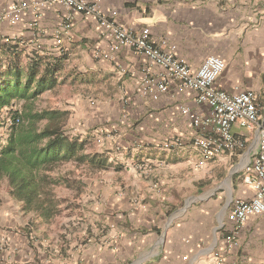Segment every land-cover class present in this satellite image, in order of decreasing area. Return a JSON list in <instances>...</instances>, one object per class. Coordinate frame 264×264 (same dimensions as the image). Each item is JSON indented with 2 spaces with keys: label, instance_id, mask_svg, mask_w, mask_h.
Instances as JSON below:
<instances>
[{
  "label": "crops",
  "instance_id": "1",
  "mask_svg": "<svg viewBox=\"0 0 264 264\" xmlns=\"http://www.w3.org/2000/svg\"><path fill=\"white\" fill-rule=\"evenodd\" d=\"M41 1L0 0V15L3 7ZM88 1L107 15L117 11L121 24L150 29L154 42L175 46L194 70L209 56L222 58L227 67L216 87L229 94L257 93L264 112V0ZM35 11L26 9L18 24L0 23V66L18 60L27 73L35 60L42 64L41 76L48 64H59L56 86L39 98L54 105L47 110L67 112L66 134L85 140L86 152L104 156L111 166L91 170L77 189L81 214L61 219L73 228L44 240L38 261L24 243L23 264H213L218 258L223 264H264V216L249 219L238 248L230 250L226 239L233 203L253 195L244 177L255 135L240 131L244 150L201 165L193 145L197 131L186 124L179 104L138 93L144 78L140 56L125 50L112 59L98 58L96 49L106 50L100 23L81 13L57 42L53 33L66 8L48 3L40 8L41 17ZM184 96L193 111L208 112L194 92ZM23 104L14 106L21 110ZM113 131V139L104 138ZM173 139L180 145L169 147ZM80 239L86 243L79 245Z\"/></svg>",
  "mask_w": 264,
  "mask_h": 264
},
{
  "label": "built area",
  "instance_id": "2",
  "mask_svg": "<svg viewBox=\"0 0 264 264\" xmlns=\"http://www.w3.org/2000/svg\"><path fill=\"white\" fill-rule=\"evenodd\" d=\"M48 3H60L67 10L62 23L53 33L57 42H61L62 36L71 29L73 16L81 13L97 18L100 23V39L107 51L97 48L98 58L112 59L125 50L140 56L144 78L138 93L154 101L167 96L179 104L186 124L197 131L193 145L203 157L201 165L225 153L244 150L246 140L239 136L240 131L255 135L257 146L244 177V183L252 188L253 195L237 199L228 215L232 230L226 238L227 244L230 250L238 248L240 234L249 219L264 216V112L259 95L253 91L229 94L219 90L216 82L227 67L222 58L209 56L199 69L194 70L176 55L175 46L168 45L163 39L154 42L150 29L137 30L133 26L121 24L117 21V11L107 15L97 4L88 0H44L31 5L15 3L10 8H2L0 23L8 21L13 25L18 24L30 7L38 9L35 13L41 17L40 8ZM173 88L178 93H173ZM185 92H194L197 103L205 106L208 112L202 114L188 107L185 104ZM123 102L125 107L129 105L128 99ZM12 112H20V108L13 105L6 109L3 117L5 126L1 129L4 134L14 123ZM179 145L178 140L173 139L169 147ZM213 264H223V259L218 258Z\"/></svg>",
  "mask_w": 264,
  "mask_h": 264
},
{
  "label": "trees",
  "instance_id": "3",
  "mask_svg": "<svg viewBox=\"0 0 264 264\" xmlns=\"http://www.w3.org/2000/svg\"><path fill=\"white\" fill-rule=\"evenodd\" d=\"M60 68L48 64L40 76L39 61L34 60L27 73L18 60L7 68L0 66V181L8 180L9 193L24 212L35 213L45 223L53 222L61 212L63 200L56 187H82L69 177H55V170L69 162L92 171L111 166L104 156L88 154L85 140L66 134L67 112L35 108V101L56 86ZM22 101L20 112L11 113L14 123L3 138L6 109Z\"/></svg>",
  "mask_w": 264,
  "mask_h": 264
},
{
  "label": "rangeland",
  "instance_id": "4",
  "mask_svg": "<svg viewBox=\"0 0 264 264\" xmlns=\"http://www.w3.org/2000/svg\"><path fill=\"white\" fill-rule=\"evenodd\" d=\"M264 90V81H263ZM262 103H264V94H262ZM35 108L39 111L45 109L54 108V105L49 102L48 99L38 98L35 101ZM77 133V131H75ZM3 138L6 137L4 133ZM103 135V134H102ZM116 136V131L112 133H104V138L113 139ZM95 145V144H94ZM94 145H92L94 147ZM96 146V145H95ZM94 151V149H93ZM94 172L89 171L84 165H78L73 162L66 163L54 171L53 175L66 176L75 178V181L80 183L85 182L90 178ZM90 174V175H89ZM225 176V175H224ZM221 176V178H224ZM78 186L74 190H69L64 186L56 187L58 196L63 200L61 206V212L58 215V219L51 223H45L40 220L35 213H26L23 210L22 204L10 195L8 180L4 179L0 181V264H23V248H25L26 242H29L28 247L36 253V260L38 261L40 249H44L45 241L60 235V231L69 232L72 224L61 225V219L70 218L71 216H78L81 214V208L78 204L80 199V191L77 190ZM71 222V221H70ZM26 237L23 241L22 238ZM79 245H84L86 241L80 239L77 240ZM42 243V244H41ZM11 259L9 262L7 260Z\"/></svg>",
  "mask_w": 264,
  "mask_h": 264
}]
</instances>
